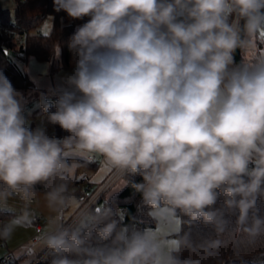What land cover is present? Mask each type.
Returning <instances> with one entry per match:
<instances>
[{
    "label": "clouds",
    "instance_id": "clouds-1",
    "mask_svg": "<svg viewBox=\"0 0 264 264\" xmlns=\"http://www.w3.org/2000/svg\"><path fill=\"white\" fill-rule=\"evenodd\" d=\"M54 9L90 17L69 41L73 90L48 115L70 135L26 127L23 98L0 72V211L47 189L54 215L38 239L50 264H201L264 242V0H54ZM237 49L250 56L236 63ZM41 104L48 113L51 102ZM69 152L142 176L132 187L156 227L125 223L109 200L65 224ZM30 219L0 224V237ZM201 225L214 236L197 243Z\"/></svg>",
    "mask_w": 264,
    "mask_h": 264
},
{
    "label": "trees",
    "instance_id": "trees-1",
    "mask_svg": "<svg viewBox=\"0 0 264 264\" xmlns=\"http://www.w3.org/2000/svg\"><path fill=\"white\" fill-rule=\"evenodd\" d=\"M48 15L52 16L51 29L48 33H44L40 28ZM89 20V16L73 19L63 10L59 12L55 11L54 0H16L14 14H12L10 9L0 6V24L8 27V30L0 32V72L10 80L15 90H26L28 88L29 77L24 68H21L16 60L10 58V54L7 51L8 47L24 50L25 54L21 61H24L29 55L41 61H51L59 54V65L57 68H75L76 56L69 48V41L75 31ZM263 48L264 45H261L260 51ZM247 53L241 52V57L248 58ZM60 94L62 93L52 94L55 101L51 103L52 107L49 108L48 112H55L57 110L55 102ZM69 135L67 131L63 130L58 124H55L54 130L49 137L63 139ZM73 161L91 169H95L98 166V163L90 161L89 159L67 154L68 164L71 165ZM71 176L72 179L68 184V192L70 195L74 193L79 200V206L75 213L63 220L65 224L70 223L74 216L93 196L95 191L92 190L90 192V188L87 193H83L77 189V184L87 176L82 175L78 177L72 174ZM121 178L129 180L128 186H123L119 192L110 198H107L106 193L102 194L90 209L102 207L109 200V204L114 210L119 209L122 212L121 218H125V223H136L141 228H155L156 224L147 215V208L142 205L141 194L132 187L133 183L143 182V177L137 174L126 177L122 176ZM46 190L42 185H38L35 192L45 193ZM220 203H222V198L218 201V205ZM257 204L262 213H264V200H258ZM8 216L9 213L0 212L2 221L4 220L3 218ZM188 227L185 224L184 230L187 231ZM192 231V238L197 243L204 237L214 236L211 228H206L202 225L198 229H192ZM4 240V237H0V244H3ZM180 257L182 259L196 258L189 251H182ZM50 261L51 257L47 255L38 264H50ZM201 264H264V242L258 243L255 248L251 249L235 250L231 247L222 248L217 256L202 259Z\"/></svg>",
    "mask_w": 264,
    "mask_h": 264
},
{
    "label": "rangeland",
    "instance_id": "rangeland-1",
    "mask_svg": "<svg viewBox=\"0 0 264 264\" xmlns=\"http://www.w3.org/2000/svg\"><path fill=\"white\" fill-rule=\"evenodd\" d=\"M0 6L10 9L12 14H14L16 0H0ZM51 24L52 16L48 15L42 23L40 30L44 33H48L51 29ZM247 56L249 57L250 53H247ZM16 62L21 68H24V64L21 61L16 60ZM17 91L21 94V96H24L25 90ZM30 93L23 101V104H29L28 107L23 110L26 126H28L31 130H35L37 128L43 129L45 134L49 136L54 130L55 124L50 122V120L48 119V115L50 113H54V111L45 113L41 104V99L42 97L45 99H47L48 97H52V93L41 92L40 96H36L35 93L34 95ZM46 95L48 97H46ZM70 166L71 174L78 177L81 176L82 170L87 169L86 166L79 165L76 161H73ZM76 171H78V173H76ZM44 194L45 193L35 192L32 200L28 201L22 199L20 195H14L7 201L9 210L0 211L2 213H9V216L3 218L4 220L0 222V224L7 223L14 218L23 217L26 215H30L31 217L30 221H24L19 226L15 227L11 235L5 238L3 244H0V259L4 257L5 254L9 251L12 252L13 255V258L11 260H0V264H17V261L22 259H25V261L29 262L35 255L40 254L41 252L46 250V248L40 245L38 238L42 233L49 229L50 221L54 213L50 210ZM70 197L71 199L69 205L64 210L62 219L69 218L70 215L76 212V209L78 207L76 196L74 195V193H72ZM39 215L43 216L42 225H44L45 227L44 230H39L37 228L35 219L36 216ZM35 237L36 240L34 239ZM167 239H170V237Z\"/></svg>",
    "mask_w": 264,
    "mask_h": 264
},
{
    "label": "crops",
    "instance_id": "crops-1",
    "mask_svg": "<svg viewBox=\"0 0 264 264\" xmlns=\"http://www.w3.org/2000/svg\"><path fill=\"white\" fill-rule=\"evenodd\" d=\"M261 53H264V48L261 50ZM59 54L51 61H41L36 59L34 56L29 55L24 61H21L24 64V70L26 71L29 77L28 88L24 92L23 101L30 94L39 95L40 93L51 92L53 95L57 93H62L65 90H73L68 84V77L74 75L75 68L72 69H63L57 68L59 63ZM32 91H30V90ZM30 91V92H29ZM33 92V93H32ZM68 155L81 157L75 153L69 152ZM100 162L95 169L88 168L82 170V175H85L89 178L91 182V190H95L93 196L99 191L101 185L106 181L114 169L110 168L102 156H98ZM84 158V157H83ZM78 173V171H76ZM125 179L120 178L117 180L105 193L107 198L112 197L117 192H119L124 186ZM32 200V199H31ZM77 204L79 206V200L76 198ZM71 216V215H70ZM69 216V217H70ZM37 217V216H36ZM2 222V218L0 217ZM65 220V219H63ZM37 224V221L35 219ZM41 230H44V225H41ZM169 225L161 226V233L164 238H169ZM47 250V249H46ZM43 253H45V251ZM10 252V251H9ZM12 253V252H11ZM43 253L35 255L31 261L27 262L25 259L17 261V264H38ZM40 255V256H39Z\"/></svg>",
    "mask_w": 264,
    "mask_h": 264
},
{
    "label": "built area",
    "instance_id": "built-area-1",
    "mask_svg": "<svg viewBox=\"0 0 264 264\" xmlns=\"http://www.w3.org/2000/svg\"><path fill=\"white\" fill-rule=\"evenodd\" d=\"M6 30H8V27L6 25L0 24V32L6 31ZM7 51L9 52L11 59L18 60V61H21L22 57L25 54V52H24L23 49H14L12 47H8L7 48ZM47 100L49 102H51V103L55 101V99L53 97H48ZM28 105H29L28 103H24L23 104V110H25L28 107ZM89 160L90 161H93V162H96V163H99L100 162V159H99L98 156H96V157H94L92 159H89ZM122 176L123 175L119 171H117V170L114 169L113 172L110 174V176L106 179V181L101 185L99 191L94 196H92L89 199V201L80 209V211L81 210H84V209H90L98 201V199L101 197V195L104 194ZM90 188H91V182H90V180H89L88 177H85V179L83 181H81V182H79L77 184V189L80 190V191H82L83 193H87ZM75 216H74V218H75ZM73 219L70 221V223L73 222ZM0 221H1V219H0ZM36 221H37V228L39 230H41L43 216L42 215L37 216L36 217ZM34 239L36 240V237ZM47 255L48 254H47V250H46L45 253H43V255L41 256L39 262H41L42 260H44L45 257H47ZM12 258H13L12 253L11 252H7L5 254V256L2 257L0 260H11Z\"/></svg>",
    "mask_w": 264,
    "mask_h": 264
},
{
    "label": "water",
    "instance_id": "water-1",
    "mask_svg": "<svg viewBox=\"0 0 264 264\" xmlns=\"http://www.w3.org/2000/svg\"><path fill=\"white\" fill-rule=\"evenodd\" d=\"M234 57H235L237 63L241 62L242 57H241V50L240 49H237L234 52Z\"/></svg>",
    "mask_w": 264,
    "mask_h": 264
}]
</instances>
